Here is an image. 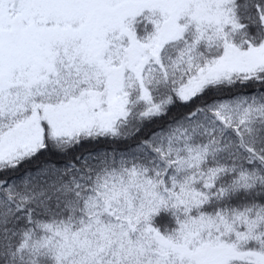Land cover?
<instances>
[{
	"label": "snow or ice",
	"instance_id": "snow-or-ice-1",
	"mask_svg": "<svg viewBox=\"0 0 264 264\" xmlns=\"http://www.w3.org/2000/svg\"><path fill=\"white\" fill-rule=\"evenodd\" d=\"M0 264H264V0H0Z\"/></svg>",
	"mask_w": 264,
	"mask_h": 264
}]
</instances>
